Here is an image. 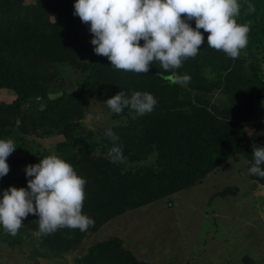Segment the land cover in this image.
<instances>
[{"label":"trees","instance_id":"obj_1","mask_svg":"<svg viewBox=\"0 0 264 264\" xmlns=\"http://www.w3.org/2000/svg\"><path fill=\"white\" fill-rule=\"evenodd\" d=\"M75 0H0V88L15 93L0 98V139L11 138L15 151L7 158L9 173L0 178V196L10 185L27 188L25 168L53 151L87 180L83 212L95 223L87 231L61 229L37 236L38 216L29 214L16 236L0 230L7 239L23 243L33 238L45 256H58L76 248L109 219L126 210L168 197L201 182L231 157L241 156L253 165V148L264 146V132L248 134L241 122L248 119L255 101H264V0H238V23L251 22L249 43L232 59L207 45L209 33L194 59L176 70L191 77L188 91L165 79L168 73L152 64L147 74L116 70L94 53L89 25L74 15ZM248 4L255 6L248 11ZM195 28V20L191 21ZM143 45V40H141ZM210 70L211 78L206 75ZM74 87V88H73ZM61 89L57 94L51 92ZM219 89L228 104L213 106L207 93ZM120 90L152 93L157 104L143 116L130 108L112 111L111 123L97 137L83 134L92 99L103 102ZM50 94L55 99H50ZM111 128L122 145L123 162H111L113 142L105 137ZM61 135L46 147L38 138ZM151 154L154 159L143 162ZM264 184V177L250 175ZM235 186L217 194L234 193ZM250 257L243 255L242 264ZM78 264H147L126 248L117 236L92 243ZM162 264H171L170 262Z\"/></svg>","mask_w":264,"mask_h":264},{"label":"clouds","instance_id":"obj_2","mask_svg":"<svg viewBox=\"0 0 264 264\" xmlns=\"http://www.w3.org/2000/svg\"><path fill=\"white\" fill-rule=\"evenodd\" d=\"M247 7L255 11L254 5ZM240 9L238 0H75L73 14L89 25L94 53L106 57L114 69L147 74L156 64L168 73L165 79L186 85L191 77L176 70L198 55L204 44L201 29L209 33L210 48L232 59L246 49L251 22H237ZM104 103L115 114L127 107L143 116L154 110L157 99L147 91H134L129 97L120 90ZM105 137L113 142L108 152L111 162H123L119 136L108 128ZM16 147L13 139H0V178L9 173L7 158ZM252 148L249 174L264 177V146ZM25 174L27 188L10 185L0 196V226L8 234L16 236L29 214L38 216L36 235L41 237L65 228L85 232L94 225L83 212L87 180L71 163L53 151L27 165Z\"/></svg>","mask_w":264,"mask_h":264},{"label":"rangeland","instance_id":"obj_3","mask_svg":"<svg viewBox=\"0 0 264 264\" xmlns=\"http://www.w3.org/2000/svg\"><path fill=\"white\" fill-rule=\"evenodd\" d=\"M206 75L211 76L209 69ZM182 87L188 91L187 85ZM14 96L12 90L0 88L1 99L10 101ZM206 98L218 108L228 104V95L219 89ZM253 106L241 124L248 134H261L264 101H255ZM111 114L101 99H92L78 127L89 138L97 137L101 128L116 122ZM62 139L58 134L38 138L46 147ZM153 159L151 154L143 162ZM229 186L236 191L217 194ZM110 236L121 238L147 264H242L243 255L251 258L247 264H264V184L251 179L245 158L231 157L201 182L109 219L65 254L45 256L34 234L19 244L0 230V264H78L92 243Z\"/></svg>","mask_w":264,"mask_h":264}]
</instances>
